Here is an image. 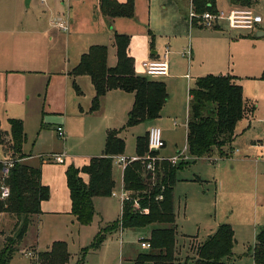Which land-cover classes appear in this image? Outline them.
<instances>
[{
  "label": "crops",
  "instance_id": "obj_1",
  "mask_svg": "<svg viewBox=\"0 0 264 264\" xmlns=\"http://www.w3.org/2000/svg\"><path fill=\"white\" fill-rule=\"evenodd\" d=\"M31 1L28 0L27 8ZM118 1L125 2L126 0ZM47 2L48 4L45 5L50 14L59 11L61 16L57 17L67 19L68 31H62L52 26L53 18L48 20V18L37 17L33 21H36L35 23L28 21L26 26L24 23L18 22L15 17V0H0V82L4 80L6 81L5 87H13V84L9 86V83L14 76H21L20 78L25 81L21 87L27 94L24 103L12 101L1 113L0 133L3 137H7L10 129L8 120L10 118L20 119L25 134V141L22 145V153L25 155L23 161L34 167H36L35 164L29 162L33 155L28 153L30 150L25 149V145L29 137H33L36 131L40 135L39 131L44 124L55 125L56 123L58 124L57 127L61 126L64 130L65 144H68L72 139H83L86 152L81 153V162L74 163L72 157L63 152L54 153L63 154L64 158L61 162L67 159L64 166L56 165L61 162L52 160L41 161L44 164L42 167H45L47 163H54L52 165L55 167L54 179L50 180L47 179L44 168L41 169V183L46 185L48 189L49 186L54 187V189L59 186L64 194L67 190L69 195L65 175L66 167L69 164L81 167L87 164L90 158L101 155L107 131L119 129L124 125L120 124L121 115L124 117L125 123L127 112L133 103L134 94L132 92L112 89L101 97L99 108L94 112H89L94 95V87L89 76L77 75L73 77L69 74V71L79 62L81 55L91 45L95 44L112 45L107 54V65H115L112 56V50L116 49L113 42V32L109 31L107 38L106 24H113L114 32L129 36L127 51L128 55L133 58V67L137 75L146 76L139 70L140 67L142 68L141 62L143 60L162 58L165 48H169L168 74L147 76L151 80L164 82L168 98L157 118L139 123L145 125L144 133L132 136L134 144L131 153L126 152L125 144L122 154L127 157L136 154V137L147 133L148 128L152 125H157L162 130L164 146L157 153L160 157H171L179 150L186 148V123L189 113L188 91L198 77L207 74H229L234 76V81L239 84L240 75L254 73L256 68L259 72L264 68V29L261 28V23L254 30L231 29L226 23L224 27L218 24L213 28H205L200 27L197 23L196 26H193L189 24L186 17L192 6L191 0H155L154 5L152 0H147V11H144L136 0L134 3L136 16L134 15V17H107L103 16L99 10L97 14L98 0H69V9L70 2L72 4L70 10L72 18L69 15L66 17L63 15L65 11L67 13L69 10H63V7H60V4L65 5L64 2H60V0H47ZM234 7L242 6L235 4ZM38 20L42 22L39 23ZM91 23L94 26L93 29H84L85 24ZM90 33L95 35L89 39ZM22 37L23 42H27L25 49L15 45ZM58 37L67 42V59L68 64L71 63L66 72L69 83L67 80L64 81L63 94H60L57 103L55 99L46 102V96L42 98L43 102L41 103L39 90L37 92L34 88V78L41 71L38 68V62L44 60L45 57L48 59L46 51L52 47ZM187 49L190 50V57L182 54ZM238 58L243 64L242 68L236 66ZM246 68L250 70H245ZM73 81L77 84L79 93L74 89ZM242 93L243 98L246 99L243 89ZM249 110L248 108L246 111L248 114L245 113L243 118L236 123L234 137L230 144L221 148H213L209 156L194 160L189 157L186 163L187 165L196 164L207 159L213 163L212 166L205 162L202 165H197L198 172H194L192 176L181 178L177 175L173 189L174 212L176 206L175 192L180 182L187 181L200 187L203 182L208 184L211 181L214 189L213 202L210 206L209 204L206 206V209L211 207L213 216L207 221L208 226L202 230L197 227L195 234L186 236L178 229L175 213L176 230L180 236L183 235L197 242H202L207 236L214 233L220 224L227 223L233 229L235 242L239 240L244 243L251 242L249 245L251 248L255 242L256 234L260 228L264 227V121L251 120L250 116L253 113H250ZM176 119L182 121L180 123H182L183 131L179 128L180 135H178L180 138H177L175 126L178 125V122ZM36 125L38 130L33 132L32 130ZM137 125L129 128H134ZM120 132L119 136L121 137ZM182 133L183 140L181 139ZM233 144L236 146L235 150L231 146ZM0 148L2 151L0 159H2L4 152L1 144ZM114 165L120 169L116 164ZM203 171H207V174H204ZM82 177L87 180L86 175L82 174ZM206 189L201 186L203 193ZM202 196L197 192L199 203L206 200L201 199ZM48 198L40 202L41 212L34 215L33 221H39L42 209L52 214H64L69 220H75L71 214L70 196L67 203L64 201L62 206H52L47 202ZM149 233L150 230L146 237L149 236ZM51 244H47L46 249ZM30 249L35 251L33 248ZM234 254L232 253V256Z\"/></svg>",
  "mask_w": 264,
  "mask_h": 264
},
{
  "label": "trees",
  "instance_id": "obj_2",
  "mask_svg": "<svg viewBox=\"0 0 264 264\" xmlns=\"http://www.w3.org/2000/svg\"><path fill=\"white\" fill-rule=\"evenodd\" d=\"M230 2L241 5L252 3L251 0ZM191 5L198 14L217 11L216 0H191ZM97 7L103 16L134 17L133 0H98ZM192 25L196 26V22ZM113 42L116 47L114 66L107 65L106 45L95 44L81 55L79 62L69 71L73 77L87 75L92 82L94 95L89 112L99 108L101 97L109 90L120 89L134 94L124 125L107 131L102 154L90 158L81 167L69 164L65 169L71 214L80 225L88 224L95 214L93 198L109 196L115 187L112 156L122 154L125 149V142L119 132L123 128L157 118L168 98L164 82L135 73L133 58L127 51L129 36L113 31ZM261 77L264 78V71ZM72 83L79 93L77 84L74 81ZM188 94L186 149L188 156L194 160L209 156L213 148L231 143L235 125L245 114V105L241 85L229 74L200 76ZM8 121V136L4 138L0 133V144L4 157H12L16 162L5 180L9 196L4 200L0 199V212L14 217L15 221L10 232L4 236L3 246L0 248V264L9 263L34 215L41 212L40 202L49 196L48 187L40 181L41 169L20 162L25 157L22 153L25 141L22 121L17 118H10ZM146 151L147 133L135 139V153L143 155ZM158 166L156 174L145 171L137 161L126 166L123 181L129 194L121 203L119 219L107 231L117 226L121 229L151 226L149 236L144 238L150 243V247L147 252L138 255V264L144 261L151 264H226L223 259L232 256L235 242L233 229L227 223L220 224L214 233L196 247L189 246L188 251L191 248L193 252L190 257L178 260L179 234L175 225L173 189L177 172L183 167V163L171 166L163 161ZM82 174L86 175L87 180H84ZM104 238L105 234L98 231L91 247L98 248ZM250 249L253 264H264V227L256 234ZM83 256L84 252H81L74 264H82ZM69 258L66 243L54 241L47 249L37 252L34 264H66Z\"/></svg>",
  "mask_w": 264,
  "mask_h": 264
},
{
  "label": "rangeland",
  "instance_id": "obj_3",
  "mask_svg": "<svg viewBox=\"0 0 264 264\" xmlns=\"http://www.w3.org/2000/svg\"><path fill=\"white\" fill-rule=\"evenodd\" d=\"M68 1L69 0H60V2L65 3V5L60 4V7L62 6L63 10L69 9ZM135 1L136 0H134V3ZM216 1L217 10L227 11L235 6V4L231 3L230 0ZM251 1L252 3L250 5L244 6H249L255 13L262 17L263 21L260 26L264 29V0ZM137 2L144 11H147V0H137ZM45 4H48L47 0H32L30 6L27 8L26 0H15V17L18 22H22L27 26L28 21L35 23L36 21H33L37 17H44L49 20L50 18L52 19L54 17L61 16V12L59 13V11H54L50 14L48 12L49 9H47ZM152 4H155V0H152ZM239 6L243 5L239 4ZM71 8L72 4L70 2V9L67 13L65 11V14H63L65 17L66 15H69V17L72 18V13H70ZM96 13L98 14V8H96ZM135 13L136 10H134V15ZM49 15L52 16L49 17ZM37 22H39V20ZM218 23L221 27H224L225 23L227 24V22L223 19H220ZM93 28L94 26L92 23L84 25V29L86 30ZM106 29H108V38L109 33L113 32V24H106ZM94 35L95 34L90 33L88 38L90 39L94 37ZM23 41L24 39L22 37L15 43V45H19V47L25 49L27 42ZM104 45L107 47V52L111 50V44ZM66 48L67 42L61 37H58L52 47L48 48L46 51L48 59L45 57L44 60H40L38 62V68H40L41 71L38 73L37 77L34 78V88L37 92L39 90V101L41 103L43 102L42 98L44 96H46V102H49L51 99H55V102L57 103L60 99V94H63L64 81L67 80L69 83V78L66 72L69 70L71 63L69 62L68 64ZM112 51V56L114 62L116 63V49L114 48ZM236 66L237 68L243 67L239 58L236 61ZM139 70L142 74H145L141 67ZM245 70L250 69L246 68ZM263 71L264 68L259 72L256 68L254 73L240 75L238 78V83L243 85L242 89L244 90L246 97V99L243 98L245 113L248 114L246 112L248 108L250 109L249 112L253 113V115L251 114L250 116L251 120L264 121V78L261 77ZM20 77L21 76H14L13 80L9 83V86L10 84H13V87H5L6 81L4 80L0 82V115L3 111H5L10 102L16 101L17 103H24L27 94L24 93V88L21 87L25 81ZM124 120V117L121 115V125L124 124ZM176 120L178 122V125L175 126L177 128V138H180L178 135H180L179 128L183 131L181 127L182 123H180L182 121L179 119ZM57 125L58 124L56 123L55 125L44 124L39 131L40 135L39 133H36V130H38L36 125L32 130L33 132H36L33 137H29L25 145V149L30 150L28 153L33 155L29 162H32L40 169L44 168L48 180L54 179L55 167L52 165L54 163H47L45 167H42L44 164H42L41 161L50 160L47 159V156L49 157L51 153L63 152L67 156H71L74 163H78L81 162V153L86 152L83 139H72L68 144H65L63 137L58 136L56 133ZM36 127L37 129H35ZM144 130V124H138L134 128L128 127L121 130V137L125 140L124 142L126 144V152L131 153L133 150L134 139H132V136L142 134L144 133ZM181 139L183 140V133ZM231 146L234 150L236 149L234 144ZM145 153H147V151ZM1 155L2 151L0 148V156ZM20 162H24L23 158L20 159ZM157 162L161 163L162 161L160 160ZM187 162V160L182 161L181 163H183V167L177 172V175L181 178L192 176L194 172H198L197 165H202L205 162H208L211 166L213 165V163L207 159L201 160L196 164L191 163L190 165H187ZM66 163L67 159L64 162L57 163L56 165L64 166ZM203 172L204 174H207V171ZM121 174V169H117L114 165L113 177L116 183L114 188L116 191L120 190L122 178ZM201 186L205 189L207 188L204 193L201 190ZM49 189L50 197L47 199L49 204L52 206H62L64 201L67 203L69 198L67 190L64 194L59 186H56L55 189L54 187L49 186ZM197 192L200 195H203L201 199L206 200L199 203ZM213 199L214 189L211 181H209L208 184L203 182L200 184V187L191 182H180L177 185L175 192L176 223L178 224L179 231L188 236L195 234V232H197V227L202 230L208 226L207 221L212 218L213 212L211 207L206 209V206H208V204L210 206ZM94 203L98 214H94L92 220L88 224L83 225L78 224L75 220H69L66 216H64V214H52L42 209L39 221L37 222V220H34L29 224L23 240L16 246L8 264H34L37 259L36 251L45 250L47 244L54 241H63L66 243L67 250L70 254L69 261L66 264H74L76 260L80 258L81 252H84L82 264H138L136 263L138 255L148 251L147 248H142L140 246V239L145 238L148 235L151 226L149 225L141 228H123L122 230L117 226L107 231V228L113 226V224L120 217V199L112 195L102 196L94 198ZM14 221V217L0 212V248L3 246L4 236L10 232ZM98 231H102L105 234V238L99 247L94 249L91 245ZM200 243L201 242H197L192 238L189 239L183 235L180 236L179 234L177 242V247L180 249L177 254L178 260H183L185 256L190 257L193 252L191 251V248L188 251L189 246L196 247ZM249 245H251V242L244 243L241 240L235 242L232 249L235 254L232 257H226L223 260L226 264H252L251 249L249 248ZM30 248L35 249V251H31ZM26 251H31V256H28L25 253ZM142 264L151 263L144 261Z\"/></svg>",
  "mask_w": 264,
  "mask_h": 264
},
{
  "label": "built area",
  "instance_id": "obj_4",
  "mask_svg": "<svg viewBox=\"0 0 264 264\" xmlns=\"http://www.w3.org/2000/svg\"><path fill=\"white\" fill-rule=\"evenodd\" d=\"M187 19L190 25L195 21L200 27L213 28L217 26L220 19L227 22V25L231 29H244L254 30L257 25L262 23V17L255 13L249 6L232 7L227 11L217 10L216 12L204 11L198 14L194 11L193 7L189 9L187 13ZM52 26L62 30L68 31V21L66 18L57 17L51 21ZM168 53L169 48L166 47L162 58L157 59H145L141 62L142 69L146 76H163L168 74ZM183 55L190 57V50L183 51ZM56 133L60 137H64V130L61 126H58ZM164 146V139L162 137V130L157 125H152L147 130V153L143 155L125 156L123 154H117L112 156L113 165L116 164L122 171L120 190L116 191L114 188L111 190V195L118 197L120 202L128 196L129 191L124 187L123 172L126 166L133 162L138 161L143 169L147 172L156 174L155 171L159 167L160 162L167 161L171 166L180 164L182 161H186L189 156L187 149L179 150L173 156L168 158L160 157L157 153ZM62 153H51L47 159L55 162H61L63 160ZM15 159L9 156H5L0 159V199L4 200L9 196V188L6 184V178L9 170L14 166ZM140 246L142 248H149L150 243L144 238L140 239ZM28 256H31V251L25 252ZM36 256V255H35Z\"/></svg>",
  "mask_w": 264,
  "mask_h": 264
},
{
  "label": "water",
  "instance_id": "obj_5",
  "mask_svg": "<svg viewBox=\"0 0 264 264\" xmlns=\"http://www.w3.org/2000/svg\"><path fill=\"white\" fill-rule=\"evenodd\" d=\"M26 6H28V0H26Z\"/></svg>",
  "mask_w": 264,
  "mask_h": 264
}]
</instances>
